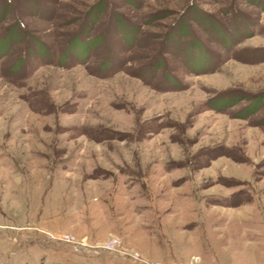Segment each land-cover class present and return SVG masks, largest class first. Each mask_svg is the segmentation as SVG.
Instances as JSON below:
<instances>
[{
	"label": "rangeland",
	"instance_id": "obj_1",
	"mask_svg": "<svg viewBox=\"0 0 264 264\" xmlns=\"http://www.w3.org/2000/svg\"><path fill=\"white\" fill-rule=\"evenodd\" d=\"M0 264H264V0H0Z\"/></svg>",
	"mask_w": 264,
	"mask_h": 264
},
{
	"label": "built area",
	"instance_id": "obj_2",
	"mask_svg": "<svg viewBox=\"0 0 264 264\" xmlns=\"http://www.w3.org/2000/svg\"><path fill=\"white\" fill-rule=\"evenodd\" d=\"M101 249H102V248H101ZM103 250L114 251L113 247L108 246V245L104 246V247H103Z\"/></svg>",
	"mask_w": 264,
	"mask_h": 264
}]
</instances>
